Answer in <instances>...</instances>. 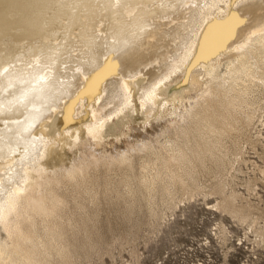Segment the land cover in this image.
Returning a JSON list of instances; mask_svg holds the SVG:
<instances>
[{
  "label": "bare ground",
  "instance_id": "6f19581e",
  "mask_svg": "<svg viewBox=\"0 0 264 264\" xmlns=\"http://www.w3.org/2000/svg\"><path fill=\"white\" fill-rule=\"evenodd\" d=\"M261 86L264 0H0V264H50L49 249L62 264H72V250L61 241L67 231L59 227V233L60 217L52 218L61 203L51 184L85 170L75 165L78 152L124 146L147 152L150 144L127 142L137 127L175 122L185 136L199 122L205 125L196 126L194 143L174 144L167 163L190 168L191 158L206 157L218 163L213 152L226 116L247 106ZM204 130L217 140L209 141ZM121 158L128 161L124 153ZM159 174L141 178L148 197L157 195L150 192ZM38 216L41 231L34 228ZM48 220L57 222L49 233Z\"/></svg>",
  "mask_w": 264,
  "mask_h": 264
},
{
  "label": "rangeland",
  "instance_id": "374dc122",
  "mask_svg": "<svg viewBox=\"0 0 264 264\" xmlns=\"http://www.w3.org/2000/svg\"><path fill=\"white\" fill-rule=\"evenodd\" d=\"M262 88L264 87H258L251 92L252 96H249L251 98H248L247 106L242 105L237 111H231L226 116L224 132L218 139L219 148L213 152L220 158L218 163L209 157L198 161L191 158L192 156L190 157V162H192L190 168L187 165H181V163H167V156L171 154L170 152L175 151L174 144L180 145L181 143V146L189 147L194 143L196 126L205 125V123L199 122H195L185 136L179 133L180 129L175 126V122H171V130L170 125L166 127V121L159 122L160 126L156 123V126L147 127L146 131L137 127L139 129L138 131L136 129L134 133L138 136H130L127 139L128 144L136 143L142 147V143H148L153 151L129 150L128 146H124L122 150H119L120 152L116 149L90 150L88 154L87 152L83 154L84 156L78 152L76 155L79 160L75 155L74 162H79V164H74L80 170H85L78 172L80 175H77L81 176L78 177V180H76L77 175L75 179H68L69 181L67 178L59 176L61 179L65 178L66 181L56 177L57 185L51 184V190L55 197L60 199L59 203L63 205L58 203L55 207L58 208L57 206L60 205L59 210L62 209V212L64 208V213L61 214L59 210L55 209L57 214L54 212L55 216L52 218H63L61 222L59 218L58 224L56 220H51V224L50 220L46 221L47 225H51L47 226L46 232H52L51 228L56 224L58 230L65 229L67 231L63 234L55 227V230L61 232L62 236L64 235L63 238L67 239V241L64 239V242L61 241L62 243L66 242L70 251L72 250V264H264V89ZM179 124L182 125V123ZM162 125L165 127H161ZM204 132L208 131L204 130ZM207 135H209L207 137L209 141L217 140L214 134L207 133ZM183 151L189 153L188 150ZM122 153L128 159L126 163L118 162L122 159ZM107 166H110L109 170ZM166 167L171 172L172 181H167L168 179L164 175L167 174L164 170ZM120 169L122 170L120 171ZM185 169L190 173H186ZM155 170L160 173V176L158 175L159 179L153 183L155 187L152 185L153 189L150 193L155 189L157 195L153 194L154 191L148 197L150 194L141 178L144 180L143 177H148V175L152 177L156 173ZM110 172L114 174H110ZM86 173L87 175H85ZM108 174L112 178H107ZM168 174L170 175V173ZM82 179L85 181L83 182ZM139 180L142 184L139 183ZM113 182L117 185H114ZM73 184H76V187L80 184L77 187L79 192L75 185L72 186ZM56 187H58L57 190ZM72 187L75 188H73L74 191ZM87 187L88 190H84ZM97 188L98 190H96ZM122 190H126L123 192L128 195L130 193V195L121 194ZM93 191L99 192L95 194ZM89 193H92V196ZM116 193L120 195L117 196L120 201L116 199ZM91 198H95L96 204ZM88 205H90L89 208ZM65 207L68 208L65 209ZM80 207H84V209ZM96 211L98 213H95ZM96 214H98L96 217L98 219L95 221ZM70 215L75 218L73 219ZM91 215L94 217L90 219ZM56 216L59 217L56 218ZM83 217H87V220ZM65 219L68 221L70 219L69 222L73 220V222L68 223ZM63 220L66 224L62 223ZM85 220L88 221L87 225L90 223L89 227L84 226L85 223L82 225V221ZM41 222L44 221H41L40 216L34 217V228L38 231H41L40 228L44 224ZM76 223H78V228L75 226ZM73 224L75 225L70 228ZM63 225L66 226L62 228ZM79 226L83 228V232ZM84 230H87L88 233L86 234ZM90 231L93 233L90 234L91 236L89 235ZM69 232L73 233L70 235ZM87 239L91 241L89 242ZM71 247L73 248L71 249ZM89 249L91 250L89 251ZM49 250V260H53L50 264L53 262L60 264L61 262L55 258L58 256L53 254L54 251L52 252L53 249Z\"/></svg>",
  "mask_w": 264,
  "mask_h": 264
}]
</instances>
